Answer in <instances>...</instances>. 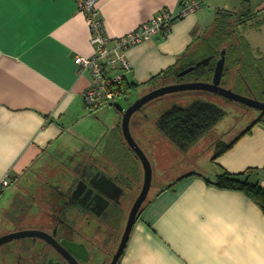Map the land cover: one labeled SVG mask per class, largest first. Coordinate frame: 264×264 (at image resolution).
<instances>
[{"label":"crops","instance_id":"obj_1","mask_svg":"<svg viewBox=\"0 0 264 264\" xmlns=\"http://www.w3.org/2000/svg\"><path fill=\"white\" fill-rule=\"evenodd\" d=\"M181 2L97 0L96 4L107 35L116 38L162 10L177 14ZM209 2L204 0L199 10L174 19L165 34L127 49L132 69L124 82L133 86L128 92L137 93L135 99L161 86L164 79L157 75L178 68L190 49L197 50L215 24L216 14L205 6ZM92 52L85 16L75 0H5L0 35V180L8 176V186L37 160L42 159L43 166L46 157L57 153L70 133L76 135L80 124L87 122L82 94L90 75L79 74L73 58ZM112 109H99L93 114L97 118L88 123L105 118ZM260 115L255 113L235 138L219 140L223 148L207 158L210 180L223 170L240 173L253 168V182L264 189ZM111 127L105 140L122 144L119 124L114 121ZM75 165V169L82 166V158ZM204 177L179 178L151 199L141 209L117 264H264L263 210L244 193L218 188Z\"/></svg>","mask_w":264,"mask_h":264},{"label":"rangeland","instance_id":"obj_2","mask_svg":"<svg viewBox=\"0 0 264 264\" xmlns=\"http://www.w3.org/2000/svg\"><path fill=\"white\" fill-rule=\"evenodd\" d=\"M205 6L210 7L213 14H216L219 9L224 12H237L245 8L246 11L248 10L251 12L255 16L253 21L258 20L263 23L259 28L252 26L244 28L239 25L235 26L236 20H234V22H231L232 26L229 27V29L234 30L232 34L233 38H235L238 30L240 36L242 35L247 38L251 45L260 51L259 56H261V58L264 57V0H212V2L206 3ZM248 23L251 22L248 21L247 24ZM214 25L215 24H213V26ZM240 25H245V23H241ZM213 26L211 28H213ZM156 85H159V83ZM145 88L146 87L143 89ZM136 94L133 96L132 92H128V95H122L118 98L117 102L125 108L129 102L137 97ZM255 98H257V96H255ZM257 99H260V95ZM193 101L213 104L221 108L223 112H225V115L209 130V132L201 136L198 141L181 149L157 129L156 121L162 113L170 107L175 105L182 107L188 106ZM257 112V109L233 101L222 95L202 90H186L168 93L142 105L133 113L129 123L130 131L134 139L147 156L151 166V185L141 208L151 201L161 190L174 184L179 178L190 175H204V178L211 179L210 177L212 175L206 168L207 158L211 157L215 151L223 148L222 145H219V140L227 142L235 138L246 127V122L249 121L248 123H250L251 118ZM93 114L94 113H89L88 116L86 115L85 118L87 122L80 124L82 127L76 130L77 134L75 135V132L72 131L68 140H65V143L61 144V148L56 150L57 153H53L51 156L48 155L46 157V163L43 166H41L43 163L42 159L37 160L30 169L26 171L24 176L19 177L17 181H13L10 186H8L3 194L4 198L0 200V218L3 217L5 213L4 209L13 203L14 198L16 202L23 201L29 203L32 201V196H35L37 201L41 203V195L37 192L38 190L51 183L58 184L63 181L68 182L71 177L68 178L67 176L61 178V176L65 175L66 172L70 174L69 171L74 170L76 167L75 163L79 159H83L86 155H93L96 157L98 153L102 151L103 147L105 148L102 152H107V155L115 161V163L118 162L117 165L125 173L128 172L129 168L138 173V175L135 174L133 177L137 187L134 188L133 192L129 193L130 196L124 201L125 214H128L143 184L144 168L142 162L138 156L136 158L132 155L134 152L127 145L123 137L120 123L123 115L122 110L113 107L111 113L107 114L108 116L105 118L102 117L99 120L88 123L89 119L92 120L97 118ZM114 121L117 127L119 124L118 129L120 136H122V144L119 142L114 143L113 140H105L108 134L109 137L111 136L110 130H112L111 126ZM115 129L117 128H114V130ZM102 135L104 136L103 140L101 138ZM76 136L79 140L73 139ZM47 162H49L48 166ZM81 167L82 166L79 168ZM79 168L77 167V171L80 172L81 169ZM24 199L26 201H24ZM128 199L130 201H127ZM6 215L7 214H5V217H7ZM30 215L31 214H24L22 218L25 220H22V222L28 224L31 218ZM124 225L125 224L121 226L120 231L123 230ZM1 228L2 227H0V229ZM120 231L119 237L123 234Z\"/></svg>","mask_w":264,"mask_h":264},{"label":"flooded vegetation","instance_id":"obj_3","mask_svg":"<svg viewBox=\"0 0 264 264\" xmlns=\"http://www.w3.org/2000/svg\"><path fill=\"white\" fill-rule=\"evenodd\" d=\"M102 151L96 157L86 155L80 172L72 168L70 174L61 176L71 177L68 182L51 183L38 190L41 203L32 196L29 203L13 201L4 209L0 237L24 229L36 233L2 242L0 264L110 263L121 240L119 231L130 213L125 214L124 201L137 187L133 177L138 173L129 167L125 173ZM103 176L116 185L110 189L101 186ZM92 183L100 189L96 185L92 188ZM24 214H31L28 224L22 222Z\"/></svg>","mask_w":264,"mask_h":264},{"label":"trees","instance_id":"obj_4","mask_svg":"<svg viewBox=\"0 0 264 264\" xmlns=\"http://www.w3.org/2000/svg\"><path fill=\"white\" fill-rule=\"evenodd\" d=\"M254 17L245 8L237 12L217 10L215 25L201 39L199 45H197V50L195 47L190 49L185 54L186 56L184 55L183 63L178 68L173 67L157 75L160 79H164L162 84H167V80L171 83L211 81L216 60L220 57L223 48L225 49V64L221 85L227 88L229 86V89L231 87V90L252 98H255V96L259 98L260 95L259 100L264 101V57L259 56L260 51L254 48L247 38L240 36L238 30L235 38H233L234 30L229 29L232 26L231 22H234V20H236L235 26L245 23V25L240 26L242 28L247 26L259 28L263 23L258 20L253 21ZM248 21L253 22L247 24ZM195 53H198L196 58H190ZM208 56H212L209 61L196 66L186 74H178ZM131 87H133L131 84L123 81L118 88V97L128 93ZM131 103L129 102L126 107ZM224 115L225 112L213 104L193 101L188 106L175 105L170 107L158 118L156 126L164 136L182 149L196 142L215 126ZM258 120L264 122V111L261 112ZM105 153L107 154V152ZM253 171V168L240 173H230L223 170L216 175L214 180L206 178V181L221 189L244 193L258 204L264 212V189L253 182ZM174 184L169 185L167 189Z\"/></svg>","mask_w":264,"mask_h":264},{"label":"built area","instance_id":"obj_5","mask_svg":"<svg viewBox=\"0 0 264 264\" xmlns=\"http://www.w3.org/2000/svg\"><path fill=\"white\" fill-rule=\"evenodd\" d=\"M203 2L204 0H182L177 14L162 10L135 29L111 38L104 29L97 0H75L78 10L85 16L93 47L90 55H75L73 58L77 72L79 74L87 72L90 75V83L82 94L86 110L94 113L99 109L113 106L120 98L118 88L125 79V73L132 69L126 57L129 47L165 34L174 19L199 10L203 7ZM8 185L9 177L5 176L0 180V196Z\"/></svg>","mask_w":264,"mask_h":264},{"label":"water","instance_id":"obj_6","mask_svg":"<svg viewBox=\"0 0 264 264\" xmlns=\"http://www.w3.org/2000/svg\"><path fill=\"white\" fill-rule=\"evenodd\" d=\"M211 58L212 56L203 58L199 60L194 66L188 67L180 71L178 74L179 75L186 74L189 71L193 70L196 66L209 61ZM224 64H225V50L223 49L221 51L220 57L216 60L211 81H191V82L166 84V85H162L157 88H154L151 91L147 92L146 94L140 96L139 98L135 99L126 108H123L117 102L113 104V107L115 109L123 111V115L120 121L122 134H123V137L127 145L132 149L134 154L138 156L142 162V165L144 168V180H143L142 189L139 195L137 196L136 200L134 201L132 208L130 210L123 234L121 236L118 249L109 264H117L119 258L121 257L123 250L127 244L129 235L137 219L139 209L142 203L144 202V200L146 199V196L149 192V188L151 185V166H150L149 160L147 156L145 155V153L143 152V150L138 145L137 141L134 139L130 131V127H129L130 118L136 110H138L142 105L151 101L152 99L163 96L168 93H174V92L186 91V90H202V91H209L212 93L222 95L228 99H231L233 101H236L246 106L257 109L260 112L264 111V101H260L255 98L236 93L229 88L223 87L220 84L222 74H223ZM99 182L101 183V186H105L108 189L116 185V183L112 179L108 178L107 176L101 177L99 179ZM95 185L96 184L92 183V188H94ZM96 187L99 188L98 185H96ZM32 233H36V232H34L33 230L24 229V230H19V231L5 234L0 237V244L2 242L11 240L13 238H20V237L31 235Z\"/></svg>","mask_w":264,"mask_h":264},{"label":"snow or ice","instance_id":"obj_7","mask_svg":"<svg viewBox=\"0 0 264 264\" xmlns=\"http://www.w3.org/2000/svg\"><path fill=\"white\" fill-rule=\"evenodd\" d=\"M5 0H0V35L3 33V9Z\"/></svg>","mask_w":264,"mask_h":264}]
</instances>
